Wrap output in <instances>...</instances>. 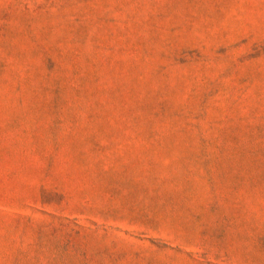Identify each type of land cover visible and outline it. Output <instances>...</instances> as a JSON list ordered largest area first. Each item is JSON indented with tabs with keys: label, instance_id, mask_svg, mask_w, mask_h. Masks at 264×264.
<instances>
[{
	"label": "rangeland",
	"instance_id": "obj_1",
	"mask_svg": "<svg viewBox=\"0 0 264 264\" xmlns=\"http://www.w3.org/2000/svg\"><path fill=\"white\" fill-rule=\"evenodd\" d=\"M0 264H264V0H0Z\"/></svg>",
	"mask_w": 264,
	"mask_h": 264
}]
</instances>
